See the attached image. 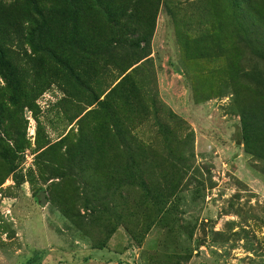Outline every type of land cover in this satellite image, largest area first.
I'll list each match as a JSON object with an SVG mask.
<instances>
[{"label": "rangeland", "instance_id": "1", "mask_svg": "<svg viewBox=\"0 0 264 264\" xmlns=\"http://www.w3.org/2000/svg\"><path fill=\"white\" fill-rule=\"evenodd\" d=\"M76 1L0 0V264H264V0Z\"/></svg>", "mask_w": 264, "mask_h": 264}, {"label": "trees", "instance_id": "2", "mask_svg": "<svg viewBox=\"0 0 264 264\" xmlns=\"http://www.w3.org/2000/svg\"><path fill=\"white\" fill-rule=\"evenodd\" d=\"M72 3L76 2V0H71ZM78 5V3H77ZM242 127H243V135L245 139V143L247 144L246 148L249 152L257 156L260 160L264 161V118L261 121L259 118H255L252 115H247L245 112L243 115V122H242ZM255 142L256 140H259L261 145L259 147L252 148L250 147L249 141ZM94 149L92 147H89L86 149L83 153L85 156V159L88 160L92 157Z\"/></svg>", "mask_w": 264, "mask_h": 264}]
</instances>
